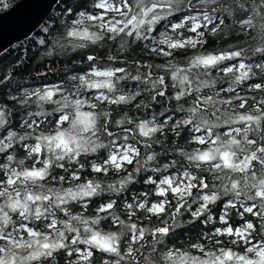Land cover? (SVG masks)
Wrapping results in <instances>:
<instances>
[{"label":"snow or ice","instance_id":"6c2138e0","mask_svg":"<svg viewBox=\"0 0 264 264\" xmlns=\"http://www.w3.org/2000/svg\"><path fill=\"white\" fill-rule=\"evenodd\" d=\"M60 5L57 79L0 75V264H264V0Z\"/></svg>","mask_w":264,"mask_h":264},{"label":"trees","instance_id":"16d2710c","mask_svg":"<svg viewBox=\"0 0 264 264\" xmlns=\"http://www.w3.org/2000/svg\"><path fill=\"white\" fill-rule=\"evenodd\" d=\"M14 2L15 0H9L10 5ZM60 7H63V5H60V0H58L43 24L46 22L50 23V18H54L59 14ZM42 25L30 37L14 44L0 55V75L15 72L12 83L13 88L17 86L36 88L41 87L44 83H51L55 81L57 77L49 75L44 78H38L37 73L44 72L48 66L62 69L67 63L64 57L57 55L47 56L45 54L46 49L37 43V41L42 38V36L39 35ZM49 39H51V37H49ZM216 47H225V45L211 44L209 50ZM189 51L191 52L192 50ZM72 55L75 54L73 53ZM77 59H79V57H77ZM177 59L182 58L178 57ZM145 187L146 186H143L142 183H139L135 185L133 191H144ZM131 194L130 192L129 195Z\"/></svg>","mask_w":264,"mask_h":264},{"label":"water","instance_id":"95a60500","mask_svg":"<svg viewBox=\"0 0 264 264\" xmlns=\"http://www.w3.org/2000/svg\"><path fill=\"white\" fill-rule=\"evenodd\" d=\"M58 0H17L10 5L7 11L0 12V28L14 18V14L21 8L31 4L34 12L29 21L22 27L9 28L3 42L0 45V52L13 45V41L25 39L41 24L45 16L52 10ZM17 5H19L17 7ZM15 32H14V31ZM14 32V33H13Z\"/></svg>","mask_w":264,"mask_h":264},{"label":"bare ground","instance_id":"6f19581e","mask_svg":"<svg viewBox=\"0 0 264 264\" xmlns=\"http://www.w3.org/2000/svg\"><path fill=\"white\" fill-rule=\"evenodd\" d=\"M15 2H16V0H15ZM14 2V3H15ZM13 4V3H12ZM11 4V5H12ZM53 9V8H52ZM33 12H34V8L32 7V5L31 4H29V5H27V6H25L24 8H21V9H19L14 15V18L13 19H11L8 23H6V24H4L1 28H0V45L2 44V42L4 41L3 40V38H5L6 37V35H7V33H8V31H6L7 29H9V28H14V27H22L23 25H25V23H27L28 21H29V19H30V17H31V15L33 14ZM50 13V12H49ZM49 13L45 16V18L43 19V21L41 22V24L30 34V36L35 32V31H37L40 27H41V25L43 24V22L45 21V19H46V17L49 15ZM14 31V30H13ZM15 32V31H14ZM13 32V33H14ZM29 36V37H30ZM28 38V37H27ZM27 38H25V39H27ZM24 39V40H25ZM20 41H23V39H21V40H19L18 41V39H16V40H14L12 43H13V45L14 44H16V43H18V42H20ZM13 45H11V46H13ZM10 46V47H11ZM10 47H8V48H6L5 50H3V51H1L0 52V55L4 52V51H6L7 49H9Z\"/></svg>","mask_w":264,"mask_h":264}]
</instances>
